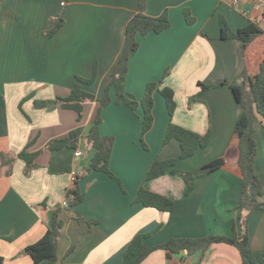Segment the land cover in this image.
<instances>
[{
  "label": "crops",
  "instance_id": "obj_1",
  "mask_svg": "<svg viewBox=\"0 0 264 264\" xmlns=\"http://www.w3.org/2000/svg\"><path fill=\"white\" fill-rule=\"evenodd\" d=\"M138 0H0V258L1 264H35L24 249L36 243L50 227L59 209L62 223L56 247V264H121L123 253L137 234L144 245L158 246L170 239H199L207 235L232 236L238 230L240 172L236 163L234 130L241 116L230 86H242L244 55L236 39L220 40L219 16L230 30L250 23L258 25L263 12L254 0H146L145 14L158 17L167 12L170 28L161 34L139 37L130 58L126 91L136 100L145 85L158 83L154 91L153 125L141 145V120L123 104L102 109L100 134L113 137L108 168L117 180L91 171L77 182L83 201L72 212L63 207L71 187L70 171L78 174L93 155L83 136L94 119L97 104H83L81 120L74 111L52 103L42 109L33 102L65 98L75 77L89 78L93 62L95 82L84 89L95 97L103 94L124 43L128 21L137 12ZM194 19L187 25L183 11ZM63 14L64 25L52 37L45 32L52 19ZM219 88L198 93L197 84ZM173 94L175 109L170 118L159 90ZM114 97V90L110 91ZM20 106V107H19ZM173 124L199 135L209 133L205 148L180 159L176 140L163 144L166 128ZM80 127L82 138L75 150H46L48 142L68 137ZM254 170L260 180L264 202V121L256 114ZM35 153L36 168L25 174L17 157L23 149ZM80 150L82 155L76 156ZM13 159L2 165L1 155ZM225 157V165L194 181L185 196L186 183L169 172L151 180L145 175L155 160L176 159L175 168L198 175L208 162ZM143 188L174 203L172 212L133 204ZM45 206V224L40 205ZM77 217L82 220L78 221ZM235 228V229H234ZM248 248L264 250V212L248 217ZM240 264L233 246L210 245L202 257L153 250L140 264ZM37 264H46L42 261Z\"/></svg>",
  "mask_w": 264,
  "mask_h": 264
},
{
  "label": "trees",
  "instance_id": "obj_2",
  "mask_svg": "<svg viewBox=\"0 0 264 264\" xmlns=\"http://www.w3.org/2000/svg\"><path fill=\"white\" fill-rule=\"evenodd\" d=\"M146 0H138L137 12L128 21L124 31V43L119 57L114 64L109 75L103 94L95 97L84 88L91 86L97 75V65L92 64L91 75L89 78L75 77V83L67 97H57L54 100H43L33 102L34 107L42 109L49 104H58L64 110L74 111L79 122L82 117L83 104L92 101L97 104L96 113L86 134L83 136L86 150H92L93 155L90 158L87 167H84L78 174L74 185L66 191V200L68 201L65 209L72 212L73 208L80 204L84 196L80 193L77 182L79 179L87 176L91 171H98L107 174L112 179L117 180L108 168V162L112 153L114 139L100 134V125L102 123V109L112 102L123 104L141 120V145L146 149L143 142L144 135L152 128L154 105L153 94L157 89L158 83L150 82L145 85L144 95L140 100L128 93L125 88L128 74V65L130 58L136 53L139 47V37L148 34H161L170 28V20L167 12H163L158 17H150L145 14ZM184 19L187 25H192L194 19L190 12L183 11ZM220 40L227 41L236 39L241 43L244 55V68L241 77L244 80L242 86H230L234 97L241 108V116L236 123L234 130V145L232 151L236 156V163L240 172V198L237 208L240 210L239 228L234 231L232 236L207 235L199 239H170L158 246L148 248L144 245L145 234L135 235L127 245L121 264H140L153 250L163 249L169 254L184 253L187 256L198 253L201 258L205 250L212 244L224 243L233 246L238 251L240 264H264V250L251 251L248 248L247 223L249 215L255 210L264 212V202L260 199L263 195L260 180L254 170V160L256 157V141L253 137L254 124L257 114L264 121V31L254 23L232 32L226 20L219 16ZM64 25L63 14H59L52 19L51 28L45 32L47 37L54 36ZM226 83L216 85H204L199 82L198 93L202 94L210 89L219 88ZM114 90V97L110 91ZM165 100L168 116L171 118L175 109L173 94L170 90L163 88L159 90ZM20 107V106H19ZM80 127L72 130L68 137L64 139L52 140L47 143L45 149L56 151L61 149L75 150L79 140L82 138ZM176 140L180 146V159L190 158L198 149H203L209 141V133L199 135L183 127L169 122L163 144L170 140ZM37 152H27V147L17 154V157L25 163V174L36 168L35 158ZM13 159L1 155L2 165H10ZM176 159L155 160L148 169L145 180H151L169 172L179 174L186 183L185 196L193 189L194 181L198 178L207 176L225 165V157L214 159L202 167L198 175L187 171H179L175 168ZM133 204H140L146 208H153L161 212H172L174 203L159 194L149 192L143 188L137 191ZM42 224H45V206H39ZM59 209H56L52 215L50 227L46 228L44 235L34 244L27 246L24 253L37 264L45 261L46 264H56V247L59 232L62 223L58 219ZM77 220H82L77 217ZM235 229V228H234ZM2 259L0 258V264Z\"/></svg>",
  "mask_w": 264,
  "mask_h": 264
},
{
  "label": "built area",
  "instance_id": "obj_3",
  "mask_svg": "<svg viewBox=\"0 0 264 264\" xmlns=\"http://www.w3.org/2000/svg\"><path fill=\"white\" fill-rule=\"evenodd\" d=\"M241 0H232L233 5H237ZM254 2L257 4V6L262 10L263 12V17L262 20L258 22V27L261 28L264 31V0H254ZM82 155V152L80 150L76 151V156L80 157ZM78 176L77 171L71 170L70 171V181H71V187L74 185L76 178ZM70 187V188H71ZM68 201L65 200L63 202V207H67ZM177 264H192L191 261L187 259H180Z\"/></svg>",
  "mask_w": 264,
  "mask_h": 264
},
{
  "label": "rangeland",
  "instance_id": "obj_4",
  "mask_svg": "<svg viewBox=\"0 0 264 264\" xmlns=\"http://www.w3.org/2000/svg\"><path fill=\"white\" fill-rule=\"evenodd\" d=\"M255 117H256V115H255Z\"/></svg>",
  "mask_w": 264,
  "mask_h": 264
}]
</instances>
